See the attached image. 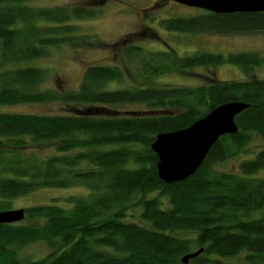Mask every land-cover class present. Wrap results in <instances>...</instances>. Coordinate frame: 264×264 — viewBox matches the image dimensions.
Here are the masks:
<instances>
[{"label": "trees", "instance_id": "obj_1", "mask_svg": "<svg viewBox=\"0 0 264 264\" xmlns=\"http://www.w3.org/2000/svg\"><path fill=\"white\" fill-rule=\"evenodd\" d=\"M32 1L0 0V106L56 105L61 112H0V211L43 188L80 185L88 193L67 197L68 208H25L28 224H0V264H183L184 255L199 249L187 264H227L224 259L240 254L244 264H264V179L249 177L264 169V149L242 160L239 174L215 168L245 153L253 137L264 141V78L151 86L156 76L225 64L248 75L264 58L177 56L132 45L122 51L123 67L88 66L74 90L46 87L49 70L33 63L84 41L74 22L99 17L100 5L28 6ZM159 24L177 34L240 36L264 33V12L199 10ZM133 61L141 68L130 75ZM136 76L140 86L128 83ZM230 102L247 105L235 118L238 131L222 136L192 176L161 181L155 137L188 128ZM128 105L144 110L122 109ZM36 242L56 246L37 260L19 257Z\"/></svg>", "mask_w": 264, "mask_h": 264}, {"label": "rangeland", "instance_id": "obj_2", "mask_svg": "<svg viewBox=\"0 0 264 264\" xmlns=\"http://www.w3.org/2000/svg\"><path fill=\"white\" fill-rule=\"evenodd\" d=\"M157 3V4H156ZM156 4V5H155ZM28 6H99L100 16L75 21L76 35L86 36L77 45H66L52 49L46 58L35 61L33 65L49 70L45 82L46 87L61 89H76L80 84L83 73L88 66H119L123 67V48L120 44L126 41L132 45L142 46L146 52H165L172 49L177 56L191 55L195 52H210L227 56L235 53H257L264 58V33L248 35H205V34H177L164 30L159 22L163 19L191 16L199 13V9L188 8L165 0H33ZM146 56V55H144ZM140 62V61H139ZM130 62L126 71L130 75L138 74L141 62ZM144 63V62H143ZM144 70L145 64H144ZM264 78V66H258L248 75L238 67L225 64L215 68H195L182 73H170L153 78L151 86H197L212 80H243L245 78ZM129 77L128 83L137 86L139 77ZM123 110L135 113L144 110L141 105L123 106ZM0 112L19 114H52L61 112L56 105H13L0 106ZM264 149V141L253 137L247 151L235 158L227 159L215 166L217 170L239 174V163L245 159H252L257 152ZM50 152L40 153L46 156ZM264 179V169L249 176ZM88 193L82 186L70 188H43L11 201L9 210L25 209L31 206L55 205L68 208L65 199ZM57 199V200H55ZM55 200V201H54ZM22 224L30 221L22 220ZM182 236H192L183 233ZM54 243L36 242L22 247L19 257L37 260L47 256L55 249ZM243 254L224 259L227 264H244Z\"/></svg>", "mask_w": 264, "mask_h": 264}, {"label": "water", "instance_id": "obj_3", "mask_svg": "<svg viewBox=\"0 0 264 264\" xmlns=\"http://www.w3.org/2000/svg\"><path fill=\"white\" fill-rule=\"evenodd\" d=\"M215 14L264 12V0H165ZM247 108L241 102L222 104L188 128L158 134L151 145L158 162V177L166 184L184 181L201 166L210 148L224 135L238 131L235 118ZM24 209L0 211V224H14ZM203 249L186 254L181 262L198 257Z\"/></svg>", "mask_w": 264, "mask_h": 264}, {"label": "flooded vegetation", "instance_id": "obj_4", "mask_svg": "<svg viewBox=\"0 0 264 264\" xmlns=\"http://www.w3.org/2000/svg\"><path fill=\"white\" fill-rule=\"evenodd\" d=\"M157 4V3H156ZM155 4V5H156ZM127 39H126V37L124 38V39H122V41L120 42V44H121V46L124 48H126V47H129V46H132V43H129V41H126Z\"/></svg>", "mask_w": 264, "mask_h": 264}]
</instances>
